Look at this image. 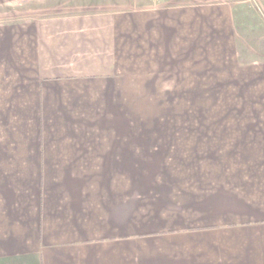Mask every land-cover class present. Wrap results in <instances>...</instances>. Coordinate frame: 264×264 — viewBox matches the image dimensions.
Listing matches in <instances>:
<instances>
[{
    "label": "crops",
    "instance_id": "crops-1",
    "mask_svg": "<svg viewBox=\"0 0 264 264\" xmlns=\"http://www.w3.org/2000/svg\"><path fill=\"white\" fill-rule=\"evenodd\" d=\"M18 1L0 264H264V0ZM131 78H210L211 121L138 138Z\"/></svg>",
    "mask_w": 264,
    "mask_h": 264
},
{
    "label": "rangeland",
    "instance_id": "rangeland-1",
    "mask_svg": "<svg viewBox=\"0 0 264 264\" xmlns=\"http://www.w3.org/2000/svg\"><path fill=\"white\" fill-rule=\"evenodd\" d=\"M224 1L237 6L240 0H201L200 3L218 4ZM20 6L18 0H0V22L6 20V15L1 12L10 14ZM131 86L132 93L136 92L131 121L138 126V138L169 137V134H177L178 131H164L168 125L211 121V115L205 111L210 107V78H131ZM125 89H129V83H123V91ZM199 106L202 114L195 111ZM214 111H217L216 105ZM214 117L213 121H216V114Z\"/></svg>",
    "mask_w": 264,
    "mask_h": 264
}]
</instances>
